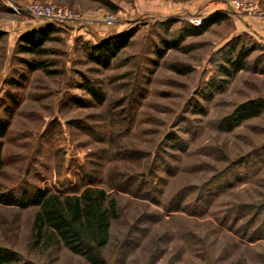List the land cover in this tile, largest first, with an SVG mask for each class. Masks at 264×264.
<instances>
[{"label": "rangeland", "instance_id": "rangeland-1", "mask_svg": "<svg viewBox=\"0 0 264 264\" xmlns=\"http://www.w3.org/2000/svg\"><path fill=\"white\" fill-rule=\"evenodd\" d=\"M35 1L97 18L111 13L115 22L57 24L46 54L23 53L20 36L51 22L14 9ZM212 1L0 0V116L11 120L1 186L46 190L63 201L89 185L104 188L119 212L102 248L106 264H264V235L250 240L240 228L247 216L237 213L239 203L264 201V154L256 149L264 144V111L232 129L221 125L239 102L264 94V42L255 39L247 68L231 76L216 70L213 55L235 38L227 34L232 23L192 34L195 25L184 18L210 14ZM122 32L130 40L110 66L91 59L86 40ZM163 38L178 46L160 55ZM33 57L45 68L29 70L23 59ZM216 74L222 81L208 85ZM86 77L101 98L82 85ZM126 147L141 156L122 155ZM131 174L143 182V195L117 188ZM40 208L0 202V245L44 264H95L50 224L36 240Z\"/></svg>", "mask_w": 264, "mask_h": 264}, {"label": "trees", "instance_id": "trees-1", "mask_svg": "<svg viewBox=\"0 0 264 264\" xmlns=\"http://www.w3.org/2000/svg\"><path fill=\"white\" fill-rule=\"evenodd\" d=\"M212 16H207L199 26H192L190 31L192 34H200L206 31L213 23ZM56 21L48 22L42 26L35 27L28 32L23 33L19 39V50L23 53H31L33 55H44L48 52L47 43L54 39L55 30L58 28ZM3 31H0V39ZM130 40V35L126 32L108 36L98 42L86 40L85 46L88 47L90 57L96 63L108 67L118 54L119 50L124 47ZM165 47L159 50V54L163 55L166 48L178 46L176 40H168L163 38ZM257 41L250 37L245 42L242 35L231 39L223 48L221 47L213 55L216 70L222 71L226 76H231L241 69L248 67L250 57L256 48ZM218 56V57H217ZM259 59V58H258ZM29 70H37L45 68V61L33 57L32 59H23ZM257 64H255L256 66ZM264 67V66H262ZM179 71L183 69L177 68ZM185 70V69H184ZM222 79L216 74L208 81V85ZM217 84V83H216ZM96 98L103 96V90L96 86L95 81L86 77L82 84ZM218 86L220 84H217ZM78 100H81L78 98ZM264 111V94L250 97L239 102L222 120L221 125L227 129H232L241 121L250 117L261 114ZM116 120V118H115ZM117 120H121L117 118ZM11 120L0 116V178L3 174L5 160L3 157V137L7 134ZM120 122H116L119 129ZM118 125V126H117ZM121 129V128H120ZM118 131V130H117ZM259 149V155L264 154V144ZM137 149L125 148L121 151L122 155L141 156L142 152ZM254 153H258L254 150ZM138 154V155H137ZM250 153L248 154V156ZM87 173V172H86ZM116 180L117 188L125 191L133 192L136 196H141L140 187L143 182L137 178L136 174L129 176L122 175ZM139 182L137 189L132 187ZM32 194L33 196H31ZM146 194L152 195L151 190H147ZM0 202L15 205H28L32 203L39 204L40 210L37 211L34 219L33 236L39 239L44 224H50L53 227V235H59L60 240L67 244L72 250L86 255L95 264H106L102 248L108 242L110 223L112 217H118V205L114 197L109 199L107 191L104 188L93 187L89 185L84 188L80 195L68 197L64 201L60 200L56 194H48L46 190L33 191L24 189L22 192H16L12 189L2 188L0 183ZM237 213L242 211L247 220L240 225L243 233L250 240H254L264 235V201L258 200L254 202L239 203ZM232 209V208H231ZM230 209V210H231ZM232 212V210H231ZM255 225V226H252ZM254 228H252V227ZM50 227V226H49ZM239 228V229H240ZM0 264H44L35 258L25 255L13 248L0 245Z\"/></svg>", "mask_w": 264, "mask_h": 264}, {"label": "built area", "instance_id": "built-area-1", "mask_svg": "<svg viewBox=\"0 0 264 264\" xmlns=\"http://www.w3.org/2000/svg\"><path fill=\"white\" fill-rule=\"evenodd\" d=\"M226 5L225 13L228 15H253L264 19V6L260 0H222ZM19 13L26 12L35 18H46L59 23H73L75 25L91 26L96 21L113 24L115 22L114 15L105 14L102 18L87 16L85 13L75 10L67 5L54 2H31L26 6H14ZM205 13H193L185 16L187 22L192 25L199 26L203 23Z\"/></svg>", "mask_w": 264, "mask_h": 264}, {"label": "crops", "instance_id": "crops-1", "mask_svg": "<svg viewBox=\"0 0 264 264\" xmlns=\"http://www.w3.org/2000/svg\"><path fill=\"white\" fill-rule=\"evenodd\" d=\"M262 5L264 6V0H261ZM214 3L213 8H208L210 14L205 13V17L212 16L214 21L210 25V28L215 27L218 24L224 22V20H228L232 23V25L228 28L227 34L230 38L239 36L243 33L249 35L254 39H258L259 41L264 42V19L259 16L253 15H245V16H237V15H228L225 13L226 5L223 1H212ZM154 11L163 10L166 12L170 11H185L191 12L197 10L196 8H153ZM193 13V12H191ZM205 32V31H204ZM201 34V33H200ZM258 43V42H257Z\"/></svg>", "mask_w": 264, "mask_h": 264}]
</instances>
